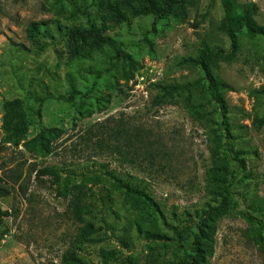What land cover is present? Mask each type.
<instances>
[{"label": "rangeland", "instance_id": "374dc122", "mask_svg": "<svg viewBox=\"0 0 264 264\" xmlns=\"http://www.w3.org/2000/svg\"><path fill=\"white\" fill-rule=\"evenodd\" d=\"M121 1L0 0V185L10 192L0 197V209L11 212L0 224V264H69V251L86 264H175L200 232L203 264H264L244 216L264 220V127L253 123L264 110L262 49L244 46L232 62H210L230 85L228 137L190 60L206 45L229 47L221 1L188 0L159 21L134 15ZM241 1L255 2L264 23V0ZM109 4L128 20L115 19ZM33 22L44 23L47 33L30 35ZM91 24L103 26L102 34L138 62L132 80L130 63L109 46L66 39L67 28ZM156 84L184 90L175 103L152 106L161 94ZM16 100L8 122L5 105ZM101 122L105 140H87L86 130ZM118 126L124 136L142 134L143 152L134 161L110 147ZM118 142L130 149L124 137ZM222 194L228 199L221 213L199 230L204 211ZM88 223L94 231L84 237Z\"/></svg>", "mask_w": 264, "mask_h": 264}, {"label": "trees", "instance_id": "16d2710c", "mask_svg": "<svg viewBox=\"0 0 264 264\" xmlns=\"http://www.w3.org/2000/svg\"><path fill=\"white\" fill-rule=\"evenodd\" d=\"M142 6L136 8L132 6L127 0H122L121 3L131 9L134 15L138 16H153L156 21L166 19L169 13L172 11V8H177L179 10L185 7V4L188 0H140ZM221 5L224 11L222 21L220 24V29L228 37L230 45L228 48L224 47H210L208 45L202 48L197 57L190 58V60L197 65L202 73V76L199 80L201 85L205 88L206 93L209 96V99L212 103L215 104L216 108L220 114V124L223 125L225 131H228V137H231L230 124L226 118L229 113V108L227 101L224 97V91L230 88V85L224 82L223 80L217 78L210 67V62H232L237 59L239 53L242 51L243 47L253 48L257 52L259 49L263 51V71H264V47L261 46L260 42L264 43V23H261L257 19V13L259 7L255 2H243L241 0H220ZM61 8H58L60 12ZM107 9L111 11L113 17L120 21H127L128 18L126 14L120 11L119 6L109 4ZM76 15V14H74ZM103 26H96L91 24L88 29H82L78 26L73 28H67L64 30V35L67 40L75 43L76 46H82L88 39L92 40L93 45H103L109 46L112 48L116 57L123 58L128 61L132 66V71L128 74L127 79L132 80L135 77L134 69L137 67V61L133 59L132 55L129 54L122 48V44L119 40L102 34ZM28 32L30 35L35 33H47V26L44 23L33 22L28 27ZM247 38V39H246ZM157 88L161 91V94L155 98L152 102V106H163L165 104L175 103V99L178 95L184 90L183 85L180 84H156ZM258 93L264 99V86L261 90H258ZM75 94H72L70 98L74 97ZM20 101L16 100L9 102L5 105L7 108L6 118L10 122L13 119L15 109L20 105ZM195 116L196 113L191 111ZM253 123L257 129L264 127V110L259 115H257ZM99 126H90L86 130V139L94 140L96 135H101L97 138V143L105 140L106 134L108 133V128L105 123L101 122ZM27 124L22 123L21 131L26 129ZM124 128L118 126L114 129L112 134L117 139V143L110 145L113 151L119 153L122 156L134 161L136 157L142 154L143 149V139L142 134L139 131L134 132V136H124ZM111 135V134H109ZM124 137L125 145L130 148L126 151L122 149V145L118 142L120 136ZM111 144V143H110ZM235 159H238V156H234ZM42 173L53 175V170L43 169L39 170ZM109 176L116 179L119 183V186L122 188H127L128 192L131 195H138L142 198L143 202L152 206L154 210L158 211V205L150 198L147 194L140 192L137 189H130L129 186L125 185L123 181L117 177L113 172H106ZM9 189L5 186L0 185V197L9 195ZM75 195V207H78L79 198H76ZM80 196V195H79ZM78 196V197H79ZM222 199L220 203L214 207H210L208 210L204 211V216L201 218L200 225L198 229L204 231L205 227H209L208 220L214 216H217L221 213L224 208L228 196L222 194ZM264 210V206L260 208ZM79 212V211H78ZM11 212L9 210L0 209V224L3 223L4 216H10ZM244 216L249 223L246 233L249 236L250 240L256 245L261 255L264 258V220L260 217L250 213L245 212ZM93 225L88 223L83 228V236L90 237L93 233ZM202 238V233L200 232L194 238L191 246L190 252H188L184 257L177 259L175 264H203L205 262V250L201 245L200 239ZM122 240L124 243H128L127 237L123 236ZM64 260L69 264H86L84 260L77 257L73 252L69 251L65 256Z\"/></svg>", "mask_w": 264, "mask_h": 264}]
</instances>
